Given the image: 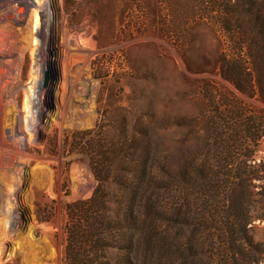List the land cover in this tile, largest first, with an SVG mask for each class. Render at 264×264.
<instances>
[{
	"label": "rangeland",
	"instance_id": "obj_1",
	"mask_svg": "<svg viewBox=\"0 0 264 264\" xmlns=\"http://www.w3.org/2000/svg\"><path fill=\"white\" fill-rule=\"evenodd\" d=\"M212 3L0 0V264H65L67 208L96 176L112 198L133 197L135 227L97 239L80 264H234L194 174L218 181L251 163L233 159L236 142L251 114L264 132V105L219 66L251 70V56L264 69V34L220 32L228 19ZM251 3L264 26V0ZM247 148L264 164V139ZM248 190L236 195L264 217V183ZM248 233L264 250V221Z\"/></svg>",
	"mask_w": 264,
	"mask_h": 264
},
{
	"label": "trees",
	"instance_id": "obj_2",
	"mask_svg": "<svg viewBox=\"0 0 264 264\" xmlns=\"http://www.w3.org/2000/svg\"><path fill=\"white\" fill-rule=\"evenodd\" d=\"M252 1L254 3V0H213L212 5L215 11L228 19L226 23L219 25L220 32L228 35L235 32V28L237 33H246L244 28L248 27L255 32L253 34L255 38V35H263L264 26L258 24V15L252 11ZM250 58L251 70H248L250 68L246 67L247 64H244L240 69L236 67L231 69L230 64L227 63L228 71L223 69V64H220L219 71L221 70L222 78L233 85L238 92L247 95L249 98H255L264 105V69L254 57L250 56ZM246 115V112L239 113V118L246 117ZM247 117V120H244V118L242 120V124H245L243 136L236 142L240 147L237 148L238 151L234 154L235 158L233 159L243 161V164L247 161H251V163L248 166H242L241 162L238 163L236 168L227 170L226 173H228L222 175L218 181H216L214 175V179L207 177L206 169H200L197 172L200 173L199 175L194 174L196 179L201 178V180H204L205 185L202 193L206 200L203 208L207 209V213H212V216L215 214V217L218 218L217 215L219 214L223 219L222 225L225 235L221 245L224 246L228 258H233L234 264H259L264 258V250L256 247L248 233L253 221H264V217L262 215H252L249 208L251 200L236 195L240 192L249 196L248 193L251 192L248 190V184L253 181L264 183V164L256 165L253 159H250L252 151H247L248 155H245V148L255 149L259 141L264 139V132H259L258 128H254L249 124H255L254 115L251 114ZM185 178L188 181L193 180L192 175L189 173L183 175V179ZM96 180L98 185L89 199L74 203L67 208V218L73 225L66 232V247L69 254L75 253L72 256L68 255L65 264H80L79 257L85 254L83 250L86 247L92 246L93 254L102 251L101 247H95L97 239L107 238L111 233L114 234L123 229L131 231L135 227L133 197L123 198L120 196L112 198L102 189L105 181L97 178V176ZM212 183L216 191L218 189V192L224 193L225 197L221 200H217L218 197L213 194ZM258 196H261L264 201V192ZM109 205L116 207L115 215L118 217L114 220L105 218L108 211L106 207ZM130 247V243H128L122 250L130 249ZM113 249L121 250L117 247H113ZM243 251L247 253L242 254ZM92 264L103 263L95 262L94 259Z\"/></svg>",
	"mask_w": 264,
	"mask_h": 264
},
{
	"label": "bare ground",
	"instance_id": "obj_3",
	"mask_svg": "<svg viewBox=\"0 0 264 264\" xmlns=\"http://www.w3.org/2000/svg\"><path fill=\"white\" fill-rule=\"evenodd\" d=\"M66 52V51H65ZM67 53V52H66Z\"/></svg>",
	"mask_w": 264,
	"mask_h": 264
}]
</instances>
